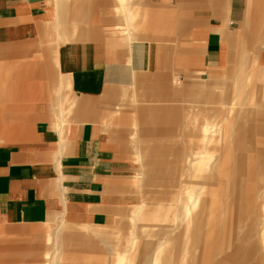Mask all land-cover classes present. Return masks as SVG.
I'll return each mask as SVG.
<instances>
[{
	"label": "crops",
	"instance_id": "1",
	"mask_svg": "<svg viewBox=\"0 0 264 264\" xmlns=\"http://www.w3.org/2000/svg\"><path fill=\"white\" fill-rule=\"evenodd\" d=\"M199 81L203 85L196 86ZM152 98L177 103L150 104ZM178 99L190 102L191 111L219 100L230 147L241 139V133L232 136L242 132L241 118L249 123L244 136L250 143L264 135V0H0V231L50 225L44 238L31 240L38 248L44 245V255L50 229L71 235L93 226L99 241L130 235L141 246L143 236L152 237L139 227L158 213L160 227L174 220L178 242L188 237L189 245L203 244L205 253L217 213L230 208L236 219L230 229L221 216L223 243L233 246L236 237L257 236L264 249V225L243 222L257 208V193L254 199L242 191L258 180L257 168L250 166L255 155L238 160L245 176L225 177L233 172L231 155L225 158L229 170L217 177L209 165L217 158L209 154L207 177H198L187 192L180 187L179 196L153 191L152 176L143 173L136 177L145 189L141 206L121 216L128 223L114 222L134 198L128 149L137 162L134 148H142L144 171L154 158L146 157L150 146L140 143H177L195 132L202 143H211L204 133H219L172 127L184 105ZM214 179L227 182L220 187L210 183ZM232 180L239 186L229 187ZM213 185L220 190L215 200L207 193ZM256 187L263 189L257 182ZM152 193L176 196L175 204L149 203ZM190 195L198 203L190 223L179 225L178 201ZM85 235L95 247L93 235ZM6 236L0 232V264L23 259L21 251L29 247V240ZM103 251L99 242V261L107 258ZM146 252L142 257L140 249L130 252L133 264L167 256L162 250ZM39 255L34 252L31 260ZM171 259H179L177 253Z\"/></svg>",
	"mask_w": 264,
	"mask_h": 264
},
{
	"label": "rangeland",
	"instance_id": "2",
	"mask_svg": "<svg viewBox=\"0 0 264 264\" xmlns=\"http://www.w3.org/2000/svg\"><path fill=\"white\" fill-rule=\"evenodd\" d=\"M27 69V68H26ZM25 69V71H26ZM253 71V68H252ZM25 79V77H24ZM203 85L201 81H199L198 85ZM26 85V84H25ZM182 87H187V85H180ZM191 86V85H190ZM253 87V86H252ZM179 94V93H178ZM169 95H171L169 93ZM185 95V94H184ZM183 95V96H184ZM170 98V96H169ZM179 102H182L184 105L178 108V116L176 117L175 121L176 124L171 125L174 128L180 129V128H186V130L189 129H196L200 130L202 127H209L212 129H220L219 133H204L207 136L211 137L210 139H206V141H210L211 143H202L203 140L199 137L200 135H197L198 133L195 132L192 138L187 137L183 139H178L177 143H140L141 146H150L148 150V154L146 157L152 156L154 158V162L149 164L147 168L143 171H141V168L143 169V166L135 161L133 158L132 151L128 149V152L131 156L132 163L130 162V170H129V180H131V191L134 194L133 203L126 208L125 210H119L116 213L114 222H123L128 223L126 218H122L121 216L123 214H130L132 209H136L141 206V202L143 200V190L145 189H139L140 187V180L139 178H136L138 176H142V174L147 173L152 176L151 178V185L153 191L155 189L158 191L159 189L167 192H176V195L179 196V192L181 194V188H184V191L187 192L190 187H193L198 180V177H207V172L209 169L207 168V164L210 160L209 154L211 156H216L217 158L216 162L210 163L209 165L212 167V175L220 176L221 173H218L220 171H223L225 168L226 170H229L230 164H225V158H230L232 155V171L228 172V174L225 175V177L230 175L243 177V171H238L239 165L238 160L241 159V156H250L255 155L254 162H251L250 166L254 167L255 170L257 168L258 173V180L254 181L253 179L249 181V184L251 186V190L247 191V188H243V192L248 193L252 195V197L255 199L254 194L257 193V201H256V210L255 212H250L248 214V218H243L244 223L245 220L250 223H258L264 225V215L262 213V205L264 204V135L258 136L256 139L253 140V143H250L247 139L246 130L249 127V123L247 122V118H241L239 119L240 128L242 129V132L236 131L235 133L232 132V136L240 135L241 133V139L237 141V143H232L230 147V138L226 136L229 135L230 132H223L222 127L224 125L223 116L226 112V109L224 106H221L218 104L219 100H215L213 103H210L207 105V107L199 106V107H191L189 106L190 102H183V100H179ZM150 104H165V105H172L175 102V99H166L161 100V102H158L156 99H151V101H148ZM174 102V103H173ZM261 105V102H259ZM225 105L228 106V103H225ZM262 105L264 103L262 102ZM245 108L248 107L244 106ZM244 111V109H242ZM191 111V113H189ZM262 128H264V120L261 122ZM186 132H184L185 134ZM164 135L167 133L164 132ZM170 135V133H168ZM180 136L182 133H172L171 135ZM187 134V133H186ZM189 134V133H188ZM239 139V138H238ZM234 140V139H233ZM231 139V142H233ZM128 145L130 143H127ZM210 144V146H208ZM136 143H134V146ZM138 147V146H137ZM140 147H138L139 149ZM142 151V148H140ZM150 151V152H149ZM256 152V154H255ZM160 156V157H159ZM157 157V158H156ZM214 158V159H215ZM130 159V158H129ZM147 159V158H146ZM144 159V160H146ZM162 159V160H159ZM165 159V160H164ZM213 160V159H212ZM210 160V161H212ZM162 162V164H161ZM134 165V166H133ZM243 166V164H242ZM245 167V165H244ZM137 168V170H135ZM199 170V171H198ZM202 171V172H201ZM135 174V175H134ZM193 175V176H192ZM254 173L252 174V176ZM133 177V178H132ZM136 180V181H134ZM147 181L142 180V184L146 183ZM227 181L225 180H211L210 183H215L219 185L220 187L223 186L224 183ZM256 182L258 186H261V188L256 187ZM202 183V181L200 182ZM229 183V182H228ZM133 184V185H132ZM147 184V183H146ZM229 187L231 184H228ZM206 186V185H205ZM215 187V185H213ZM239 186L238 180H232V186L231 187H237ZM228 187V188H229ZM201 189V188H200ZM139 191V192H138ZM261 191V192H260ZM220 192L218 188H208L207 193H209V196L215 200L216 195ZM239 189L237 188L234 193H238ZM143 195H142V194ZM232 193H229L227 200L229 199V196ZM176 198V196H174ZM172 196H168L166 194L162 193H152L151 197L148 199L150 201H147L152 204H175V198ZM234 197V195H232ZM196 199V197L190 196H184L181 197L178 201V204L182 207V212L179 214L180 216V222L188 221L190 223L192 210H188V206H192L191 204L194 203L193 201ZM226 200V201H227ZM146 202V203H147ZM182 202V203H181ZM189 202V203H188ZM196 203V202H195ZM187 207V208H186ZM186 209V210H185ZM261 209V210H260ZM219 211V209H218ZM230 214V215H229ZM158 213H155V217L152 220L151 223H147L143 226H140L139 229L147 234L150 235L152 238L148 236H143L142 239H144L143 244L140 246V242L129 235L125 238L118 237V236H105L102 240L99 241V231H94L93 229H97L96 227L90 226L88 227L83 233L81 234H71V235H65L59 232L58 229H50L49 231V237L47 241V249H48V259L45 258V255L42 252V248L44 247L43 244H41L38 248V245L31 240L35 239H42L45 237L46 229L50 227V225H46L45 227H13L9 230H3L0 231L1 233L4 232V234H7L8 238L10 239H23V240H29L28 246L29 247H23L24 249L21 251L24 254V258L21 260H13L9 259L7 260L8 264H103V263H112L114 264H127L125 257L122 256V254H125L124 252L126 249H130L133 246V250H128L132 252H137L138 249H140V253L138 254L139 257L147 256L146 254L151 248V250H155L152 253L156 252V248L161 245L162 251L167 253L166 259L161 260V264L163 261L165 263L163 264H175L177 261L178 264H264V249L262 245H260V241H258L257 236L252 237L250 241H245L243 237H236L234 240L233 246H227L224 244V238L220 235L222 229V224H220L221 216L223 217L224 223L226 227L231 229V226L235 224L236 215L233 213V210L230 208L226 209V211L223 210V213H217V216L214 221V231L211 235H207L209 238V244L207 248V252H203V244L198 245L197 243H192L191 249L188 247L189 245V238L185 237L184 241L180 244L177 240L178 234L175 232V223L174 220L169 225L165 226V228L160 227L156 221L159 219ZM186 215V216H185ZM234 215V216H233ZM119 217V218H117ZM235 217V218H234ZM131 227L134 225L131 224ZM44 227V228H43ZM236 227V226H235ZM248 228H251L249 225ZM256 228V226H255ZM131 230V229H130ZM227 231V229H226ZM256 231V229H255ZM262 231V230H261ZM164 233H168L167 238L164 237L163 239H155V237H159L156 235ZM85 234H92L93 237L96 239V243L94 244L95 247L88 242L89 237ZM264 234V230H263ZM176 235V236H174ZM230 236V234H229ZM250 238V237H248ZM134 239V242L132 245H129L131 240ZM207 240V238L205 237ZM232 239V237H231ZM262 239V238H261ZM188 240V241H187ZM100 246L104 248L106 251L101 252V255L104 257H107L104 260L99 261V258H97V255L95 253H99V242ZM183 245V248H182ZM140 246V247H139ZM6 249H9L8 251H12L15 248H12L11 246H3ZM50 247V248H49ZM54 247V248H53ZM16 248H19L17 246ZM119 248V249H118ZM165 248V249H164ZM237 248L238 252H237ZM53 249H59L61 254L60 258L57 259V261H53ZM145 250V251H144ZM150 250V251H151ZM158 250V249H157ZM19 252L20 250L17 249ZM111 253H109V252ZM159 251V250H158ZM161 251V250H160ZM169 251V252H168ZM2 252L0 247V253ZM34 252L39 253V257L35 260H31L30 256H33ZM46 252V251H45ZM178 255L179 259L175 261V259H171L175 255ZM129 255V253L127 254ZM126 255V256H127ZM66 256V257H65ZM117 257L115 259L114 257ZM30 257V258H29ZM113 257V258H112ZM160 261V260H159ZM168 261V262H167ZM54 262V263H53ZM56 262V263H55ZM5 263V262H4ZM134 261H132L131 264H133ZM135 264H143L142 260H138L135 262Z\"/></svg>",
	"mask_w": 264,
	"mask_h": 264
},
{
	"label": "bare ground",
	"instance_id": "3",
	"mask_svg": "<svg viewBox=\"0 0 264 264\" xmlns=\"http://www.w3.org/2000/svg\"><path fill=\"white\" fill-rule=\"evenodd\" d=\"M135 149V152H137V154L139 155L138 156V160H137V162L139 163V164H141L142 165V162H141V160H142V151L140 150V148L138 149V147H136V148H134ZM208 164H209V162H208ZM207 164V168H209L210 166ZM143 166V165H142ZM141 171H142V168H141ZM199 171V170H198ZM202 172V171H201ZM136 181V180H135ZM231 187V186H230ZM139 192V191H138ZM143 200H144V196H143ZM202 201V200H201ZM194 203H192L191 205L192 206H188V210H192V209H195V205L198 203V197H196V199L193 201ZM196 202V203H195ZM182 203V202H181ZM189 203V202H188ZM187 208V207H186ZM186 210V209H185ZM230 215V214H229ZM186 216V215H185ZM166 234H168V233H164V237H166L167 235ZM158 236V235H157ZM167 238V237H166ZM133 242H134V239H132L131 240V242H130V244L129 245H132L133 244ZM92 244V243H91ZM54 248V247H53ZM119 249V248H118ZM162 250L161 249V245H159L157 248H156V251H158V250ZM165 249V248H164ZM128 250H133V246L129 249H126L124 252H126L125 254H122V256L123 257H125V260H126V263L127 264H131L132 263V260L130 259L132 256H131V254H130V252L131 251H128ZM151 250V248L149 249V251ZM53 251V254H54V256H53V261H57V259H59L61 256V254H63L62 252H60V250L59 249H53L52 250ZM152 252L153 251H155V250H151ZM48 249H47V251H46V254H48ZM169 252V251H168ZM129 253V255H127ZM166 254V253H165ZM127 255V256H126ZM162 255V254H161ZM150 257V256H149ZM162 257V256H161ZM163 257H164V255H163ZM46 259H48V255H46V257H45ZM160 258V257H159ZM162 259V258H161ZM160 259V260H161ZM164 260V259H163ZM161 262V261H160ZM158 260H156V259H153L151 262L150 261H148L147 262V260H146V264H152V263H159V264H161ZM168 262V261H167ZM54 263V262H53ZM56 263V262H55ZM163 263H165L164 261H163ZM162 263V264H163ZM57 264V263H56Z\"/></svg>",
	"mask_w": 264,
	"mask_h": 264
}]
</instances>
